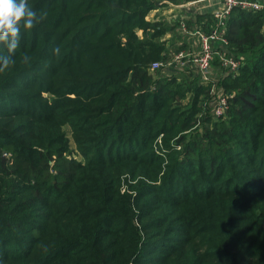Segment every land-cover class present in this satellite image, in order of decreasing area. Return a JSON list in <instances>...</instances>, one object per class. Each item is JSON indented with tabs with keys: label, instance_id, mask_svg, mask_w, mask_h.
<instances>
[{
	"label": "trees",
	"instance_id": "obj_1",
	"mask_svg": "<svg viewBox=\"0 0 264 264\" xmlns=\"http://www.w3.org/2000/svg\"><path fill=\"white\" fill-rule=\"evenodd\" d=\"M163 1L27 0L0 41V264H264V10L230 12L241 64L206 84L147 20Z\"/></svg>",
	"mask_w": 264,
	"mask_h": 264
},
{
	"label": "built area",
	"instance_id": "obj_2",
	"mask_svg": "<svg viewBox=\"0 0 264 264\" xmlns=\"http://www.w3.org/2000/svg\"><path fill=\"white\" fill-rule=\"evenodd\" d=\"M223 4V10L218 15V23L210 34L204 35L201 32L197 34L200 37V50L198 52L179 51L172 56V62L183 67L186 64H191L196 68L201 75L204 83L213 82L211 78V63L215 56L218 57L220 68L227 73L234 74L238 71L241 61L229 55L226 50L227 42L224 38V21L235 8L242 10L257 12L264 8L258 0H220ZM218 44V45H216ZM219 46V49L216 47ZM172 62H153L150 66V71L154 72L164 66H170ZM214 83L212 84L211 95L213 97L210 103L211 112L214 118L223 117L229 107V96L223 95L222 91L215 92Z\"/></svg>",
	"mask_w": 264,
	"mask_h": 264
},
{
	"label": "crops",
	"instance_id": "obj_3",
	"mask_svg": "<svg viewBox=\"0 0 264 264\" xmlns=\"http://www.w3.org/2000/svg\"><path fill=\"white\" fill-rule=\"evenodd\" d=\"M258 1L264 5V0ZM160 4L161 7L149 13L147 20H163L172 26L179 25L175 28V32L168 33L164 36L163 40H167L169 43L170 39L174 37L172 38L176 39L172 41L174 42V45L176 44L179 47H186L188 45L187 40L191 39L190 41L194 40L195 42L193 43L192 41V47H198L199 45L198 51L200 50V37L197 33L201 30L199 28L200 26L194 23L196 22V17L210 14L216 18L218 23V15L223 10V4L220 0H175V2L163 1ZM262 10H264V8ZM187 23L191 24V26L188 27ZM262 31L264 32V24ZM201 33L208 35L203 32ZM139 34L141 36V32H138V35ZM183 51L186 52V50ZM191 52H193V50Z\"/></svg>",
	"mask_w": 264,
	"mask_h": 264
},
{
	"label": "clouds",
	"instance_id": "obj_4",
	"mask_svg": "<svg viewBox=\"0 0 264 264\" xmlns=\"http://www.w3.org/2000/svg\"><path fill=\"white\" fill-rule=\"evenodd\" d=\"M36 17L27 0H0V41L5 42L7 48L15 49L21 28H31ZM0 59L4 64L9 62L8 57Z\"/></svg>",
	"mask_w": 264,
	"mask_h": 264
},
{
	"label": "rangeland",
	"instance_id": "obj_5",
	"mask_svg": "<svg viewBox=\"0 0 264 264\" xmlns=\"http://www.w3.org/2000/svg\"><path fill=\"white\" fill-rule=\"evenodd\" d=\"M168 2H171V1H168ZM139 36H140V34H139ZM174 40H176V39H173V41ZM191 39H188L187 40V42H188V45L185 47V49H186V51H192L193 50V52L195 51V52H198V49H199V45H198V47L197 46H195V47H192V41H193V43H195L194 42V40H192V41H190ZM196 41V40H195ZM196 43H198V42H196ZM217 48L219 49V46H217ZM215 62H216V60H214ZM156 62H160V61H156ZM216 63H218V62H216ZM212 70H215V71H217L215 74L212 72ZM219 71H220V66H219V64H218V68L217 67H213V69H211V78L213 79V81H216L217 79H216V75H217V77L219 76H221L220 75V73H219ZM63 131L66 133V135H67V137L69 138V141H70V148L71 149H73L74 150V148H75V145H74V143H73V140H72V138H71V130H70V128L68 127V126H64L63 127ZM78 159L79 160H81V158L80 157H78ZM122 183H124L123 184V187H125V182H124V178H123V182ZM125 189L123 188L122 189V192L124 191Z\"/></svg>",
	"mask_w": 264,
	"mask_h": 264
}]
</instances>
